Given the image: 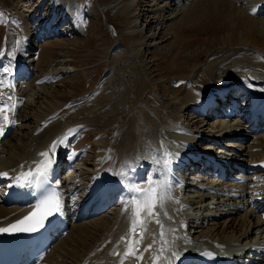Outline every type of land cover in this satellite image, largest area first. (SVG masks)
Returning a JSON list of instances; mask_svg holds the SVG:
<instances>
[{"label":"bare ground","instance_id":"6f19581e","mask_svg":"<svg viewBox=\"0 0 264 264\" xmlns=\"http://www.w3.org/2000/svg\"><path fill=\"white\" fill-rule=\"evenodd\" d=\"M180 1L181 0L171 1V4L173 3V6L176 7V9L174 10L175 12H171L173 13L172 16L174 15V17H172L171 19L174 20V25L193 28V30L201 27L199 31L213 30L215 32H220L227 37L224 38L225 45H233V47L229 50H224L216 53L213 56V59L206 62L205 66L203 67L204 69L202 73L199 74V77H197V80L187 83V90L181 98L182 108L186 110V112L192 114V119L201 117L203 119H201L200 121H202L212 119L214 115L215 118H217V109H215V107H211V109L209 110H199L201 107H208L209 104H215L216 102L212 98V103L211 101H208V103H203L204 94H210V96H218L221 91H226L227 97L231 95L234 98L236 97L235 95L240 91L245 90L244 93L247 94V97H250L252 99V103L255 106L257 105V110L259 111L260 109V112L263 111L264 108L258 106V103L260 104L261 101H259V98H261L262 104H264V62L259 61L255 54H251L247 52L248 50H245L253 46L249 44V41H247V35H249L252 29H254V31L256 32L264 33V21L255 19L252 16L253 13L257 14L258 12H260V10L264 9L263 1L257 3V9L251 8L250 10L245 9L242 4H238V6L237 3H235V0ZM1 7L3 8V10H7L8 8L12 7V5L8 0H5L3 2V6ZM21 8L13 9L18 12L19 9L21 10ZM27 8L31 7L29 6ZM72 8L73 6H70L68 2V10L65 11L66 13L64 12V14L66 15L64 16L65 18L62 24L68 23L69 17L67 16L68 13L70 14L71 12H73ZM41 9L42 7L33 6L31 12L34 13V15H40ZM59 9L60 8L57 9L56 7L54 10L52 9V11H49V9L45 12L44 17H48L49 19L55 17L56 19V16L59 13ZM166 9L167 4L164 8L161 9V11L163 12V10ZM255 10L256 12H254ZM7 12L11 17L12 25L10 27H12V33H25V36H27V39H29L30 33L26 29H23L24 25L18 24V16H16L9 10H7ZM255 20H257L256 23H254ZM24 23H26L25 19ZM160 23H162V21ZM82 30L85 31L83 25ZM191 41L193 44L195 43L194 40ZM16 43L17 40L14 39V37H10L9 42L6 45L5 56H7V58H10L11 62L9 64L10 68L8 67V73H3L0 75V80H2L3 83L1 85L0 91H7V88H9L11 92H13L12 86H14V83H18V80H20L22 76L27 77L30 75L24 73V67H22V65H16L12 60L14 56H16V58L20 57L22 55L20 53V50L23 47L26 48L24 42L20 40L19 43L22 45L20 50L15 49L14 45ZM31 50V48H28V50H26V53L31 52L28 53V57L36 55L35 53H32ZM209 53H212V51H210ZM52 55L53 52H51V49L45 47V49L41 50L40 54H38V62H44L48 59V57ZM191 55L192 56H189L188 64H190V61H194L197 64L198 62L204 63L203 60L208 56L207 50L199 51L197 53L193 52ZM130 78L131 77H129V79ZM134 79L135 80H129L130 88H128V90L127 88L125 90L122 89V93H118V96L104 98L103 101H101L103 107L99 111L97 110V113H95V110H88L92 109L90 108L92 107L90 106L91 102H89L87 104L85 103L86 105L78 111H73L72 114L71 112H68L58 121H52L49 125L45 126L41 133L39 132L36 136L33 137L32 145L29 149H24L23 147L20 148L19 146H15L14 149H11V152L14 151V154L10 153L9 159L2 158V148L9 147L8 145L6 146L4 139H6L10 135L9 133L11 128L16 127L15 124L12 126V123L9 122L11 121V118L13 116V108L15 104L17 107L15 99L16 95H19L21 93L20 85H18L14 89V93L10 94L11 96L9 97H11L12 101H8L9 97L0 98V108H3L4 104L12 106L11 109L5 108L4 111L0 113V121H2V126L0 127V147H2L0 152V172L10 169H15L16 171V174H7L6 177L0 176V181L6 178V182H12V184H10L11 189H13L14 185H17V177L20 178L21 182L25 181V179L28 177L22 176L21 173H28L29 171H31V168L33 169V171H37L38 166L42 165L44 161H40L38 163L36 162V164L33 166L31 164V160L36 157L41 149L50 147L53 142H57L54 141V137L62 132L67 126H70L69 130V127L66 128L68 131L67 136H69L70 134L71 136L73 134L77 135V133H79L81 128L85 125L87 127L94 128L99 132H106V130L110 129L112 131L109 134L114 133L113 136L115 135L113 140L110 141L112 142V148H110L111 153L109 155L102 153L104 156H101L102 160L100 162V168L97 167L100 170L97 174L99 181H102L104 177H106L107 179L105 182L102 181V185H96L100 188L103 186V189L98 192L99 194H101V199L103 198V201H101L103 206L100 207V209H98L96 212L94 211V214H101L114 203H118L116 208L110 212V215L108 214L109 216H106L105 220H95L99 222L98 224H108L109 232L105 231V236L104 234V237L102 236L103 238L90 245L88 243L89 241L87 242L88 239L86 240V235L88 232V228H86L87 224H84L83 226L76 225L77 222L86 219V215H81L79 218H76L77 220H75V208L72 205L71 206L73 208L67 206L66 196L64 192H57L55 197H58L60 200L62 199L64 201V214L62 218H59V220L65 225V227L69 225V232L65 237H60L58 233L60 231V228H58L57 226H53L49 235L50 241L52 240L51 244L55 241L59 242H55L52 245L51 250L46 253L45 258L37 264H48V261L54 258V260L58 261L59 257H57L55 253H58L61 256L60 260L61 258L62 260H65V256L61 251L67 252L66 247H70L71 250L76 251L74 249H76L77 247L87 248L88 246V250L84 255L82 254L84 258H82L83 260L81 261V263L79 262V264H164L162 262V255L164 250H167L169 247L157 245L156 248L152 250L151 255L146 253L148 251L146 249V244H148L146 241V237L147 235L149 236V238L152 236L150 232L156 233L153 225H156L158 223L159 225L162 224L163 227V222L166 217L164 208H166L168 212H171L173 214L171 216L173 219L172 226L174 228L172 234V250H179L178 253L181 254L183 251L186 254V257L184 256V259L181 260V262H179L178 264H199V255L209 258L213 254L216 253L218 255L221 254V252L230 253L229 255H227V257H225V259L222 260V262H227L228 264H264V249H262L261 251L259 250L260 248H262L261 245L264 241V177H262L263 175H260L262 174V172H264V160L261 161V159H264V150H256L255 148L258 146L264 147V133L260 135V133L264 131V126H262L261 128L260 126L258 127L257 125H252L251 122L248 123L246 120H240V122L237 123L235 122L236 125L234 126L233 120L237 119L239 111L236 110L237 108H235L234 106H231L229 110H227L228 112H226V115H223V117L227 121H219L220 119H218L217 125L215 124L218 134L217 136H215V138L212 137L210 140L209 138L207 139L204 137L191 138L190 136L186 135L187 133L185 132V126L181 124L180 119H177L176 117L172 119L168 118L170 112L165 111V106L162 103L153 100V98L151 97V102L143 99L141 93V91H143L141 89L143 85L141 83V80L137 76ZM24 80H26V78L22 79V81ZM40 81L46 84V81ZM196 84L201 86V89L199 88L200 90H195ZM176 89L177 88L173 89V94L177 92ZM215 92H217V94ZM254 95H259L257 100L254 99ZM220 96H223V93L220 94ZM147 103L152 104L153 107L148 106ZM140 104H145V107H147V109L145 107H140ZM226 104H224V106H226ZM105 107H108V110L104 111ZM84 108L87 110L84 113L80 114V112H82ZM173 108L171 109L173 110ZM162 111H165L166 114H164ZM18 113L19 112L17 110L14 115ZM195 114H197L196 117H194ZM5 115L8 117L7 120L3 118ZM81 115L83 117L84 115H86V117L81 119ZM249 116L251 117V114ZM170 122H172V124H170ZM190 122H192V120ZM13 123H15V121H13ZM203 126L199 125V123L196 122V124H194L192 128L194 127L195 130L197 129L198 131H200L203 130ZM171 127H173L174 129L180 128V130L178 131H184L186 133L185 136L180 138L179 134L181 132L173 131L171 130ZM106 133H108V131ZM248 134L255 137V139H258V144L252 146V149L250 148L251 150L248 156L242 157V155H235V157H233V159L231 160L234 163L228 164V159H225V162H222V160H220L218 163V159H216V157L219 155L217 154V152L213 153L211 149H207V146L209 145H214L216 144V142L218 144V141H224L222 139H238L239 141L242 138L243 140L248 139ZM257 134L259 135L256 136ZM108 136H106V142ZM59 142L61 143L56 149V155L54 157L53 163L54 170H57L56 175H51L53 169L51 171H49L50 169H41L42 171L45 170L46 174L45 178L43 179V182L47 188L46 193L44 194L45 199L53 198V189L57 188L48 183V180H50L51 177L54 176V179L52 181L56 179L59 180L58 188H60V190L61 187L64 186V179H62L61 177L62 166L64 165L61 163H63V161L67 157L63 155H65L66 153V151L64 150L67 147L69 148V146H65L63 144L66 142L65 137L61 138ZM231 143L236 142L231 140L229 143L223 144L226 145L225 149L228 150V156H234V154H232L233 149L231 148L233 147V145ZM176 145L177 149L182 150V152L178 153L180 158H177L176 163L173 164V162H171V154L173 150H176ZM196 147H201V149L204 150L207 149L206 153L210 155L211 160H214L215 162L213 163L208 159H206L205 162L199 161V159H204V155L196 153V151H194V148ZM138 148H144L145 154L140 153V155H145V159L147 160L146 163L145 161L143 162V165L146 164L148 166L147 170L144 171V178H148L150 174L149 171H154V169H157L155 175L151 180L160 184L163 171L161 167L168 165L169 171L172 170L170 179L175 181L176 178L180 181V184H174L173 182L170 184V192L173 193V199L168 200L167 204L164 207H161L162 203L161 205L159 203L157 212H154L156 210V208L154 207L144 208L140 204V201L143 200V196L141 193H139L140 188L137 184L143 183L144 180L142 181V179H140L142 172L139 171V167L142 163H139L137 159ZM101 150H104L105 152V149L103 147ZM69 151L70 150H68L67 152ZM146 151H149V153H147ZM15 154H19V158H15ZM108 156H112V159H109ZM105 158L107 159L105 160ZM71 161L72 160L70 159V162ZM165 161H169L170 163H165ZM22 164L23 169L18 170L17 172L16 169H18ZM194 164L198 166L200 165L199 167L206 164L204 166V170L206 172H209L210 175L213 173L214 174L213 176H209L206 179H204L205 177L201 178L202 180H199L200 177L195 178L196 180H199L197 181V184L201 187V190L207 193L199 194L200 196H198L197 199L194 198L195 201H189V199H185L188 196L186 192L190 191L189 189L192 187V184L188 183L185 191L182 193V189L186 183L185 181L180 180V176L178 175L180 174L179 172L186 171L191 167V165ZM249 166H252V168H250ZM97 168L95 170H98ZM230 173L232 174L229 176ZM257 174H259L258 177L256 176ZM205 175L208 176V174H204V176ZM9 176L11 177L9 178ZM227 176L230 177L229 180L226 182H221V179H226ZM260 176L262 178H260ZM240 180L244 182L247 181L246 185H248V183L250 182V185H248L249 187H243L240 184L236 183L240 182ZM205 183L206 185H204ZM196 186L195 188L198 189L199 187ZM95 189L97 190L96 187ZM95 189L93 192H88L87 194H85L86 199L83 198V206L81 205L82 207L80 208L79 212L82 211L86 201L92 198L93 194L96 192ZM234 192L235 194L238 193L239 197H235V194H232ZM98 193H96L97 196L99 195ZM118 193H121V195L119 194L120 196L116 198ZM137 193H139L138 196ZM256 195L262 196V198L260 199L262 203L256 201V199L252 197ZM114 197L116 200H114ZM155 197L157 201L160 200L159 195L156 192ZM216 197L218 203H215V206L211 201H213ZM237 198H247L248 201L245 202V200H243L242 203L239 202L240 204L236 205V210H225L226 208L234 206L227 201H233L234 203L236 202ZM97 200H99V198H97ZM92 201H94V199ZM126 202H131V204ZM104 203L108 204L106 210L104 208ZM37 204H39V198H32L30 194L25 193L22 196L7 194V197L0 203V229L10 228V225L17 224L18 221L24 220V218L31 211L36 210L33 206ZM192 206H195L196 209L193 212L188 211L192 208ZM198 207L204 212H211L212 210L214 211V209L218 208L216 209L217 214L215 218H212L213 216L211 217L210 215H208V213L204 214V212L199 215L200 212L198 210ZM134 208L136 210L135 216L133 215ZM221 211L225 213L220 214ZM54 214L59 215V213L57 212H53L51 215ZM240 214H243V216H241ZM51 215L45 216L43 219ZM238 216L240 218H238ZM134 220L135 226H133ZM222 220L224 221L221 222ZM209 221L215 222L212 225L213 227L215 226L214 228H212V226L211 228H208L209 224L207 222ZM72 222H74L75 224L73 225L70 232ZM204 225L208 226L206 227L208 231L199 232L198 230H200V228H202ZM250 230H252L251 233ZM62 231H64V229ZM234 232L236 233L234 234ZM57 233L59 236L57 235ZM196 234H198L199 237H194ZM94 237L96 236L94 235ZM170 237L171 233H168L167 241H170ZM150 240L151 242L156 243L155 236H152ZM250 243H254L253 246L247 245ZM230 245H235L234 248L238 247L237 245H239V247L242 245H247L250 247H248L246 250H244V247L241 249L237 248L239 251L233 249L236 252L229 251V249L228 251L224 249L226 247L228 248V246ZM219 247H221L220 251L217 250V248ZM129 252H131L132 254L126 255V253Z\"/></svg>","mask_w":264,"mask_h":264},{"label":"rangeland","instance_id":"374dc122","mask_svg":"<svg viewBox=\"0 0 264 264\" xmlns=\"http://www.w3.org/2000/svg\"><path fill=\"white\" fill-rule=\"evenodd\" d=\"M4 1L5 0L0 1V66L2 65L7 67V65L11 62L10 58H7V56L3 58V52L5 53V48L10 37H14L17 41L22 40L26 45V48L23 47L20 50L22 55L18 58L14 56V58L18 60V63L22 65V67H24V73L30 75L27 77L22 76L21 78H26V80L22 81L20 78L18 83H14V86H12L13 92H11L9 88H7V91H0V98H7L11 96V93H14V89L18 85L21 87V93L19 95L17 94L18 96L16 95L15 99L18 107H16L15 110H18L19 112L18 114L13 115V117L16 116L13 118L16 127L13 128L15 130H12V134L4 139L5 141L3 140L6 146L8 145L9 147H0V152L2 148L3 153L1 155L3 156L2 158L9 159L10 153L14 154V151L11 152V149H14L15 146L29 149L32 145L33 137L39 132L41 133L46 125H49L52 121H58L68 112H71L72 114L73 111H78L89 102H91L90 106L92 107L90 108L92 109L88 110H95V113H97L103 107L101 101H103L104 98L116 97L118 96V93H122V89L125 90L127 88L128 90V88H130L129 80H135L134 78H136V76L141 80L143 85L141 87L143 90L141 91L143 99L151 102V98H153V100L162 103L165 106V111L170 112V117L168 116V118L172 119L176 117L177 119H180L181 124L185 126V132L191 138L204 137L207 139L209 138V140L212 137L215 138V136L218 135L216 128L218 119H220L219 121H227L223 115L218 114H216L217 118H215L214 115L212 119L202 121H200L203 119L201 117L192 119V114L186 112V110L182 108L181 98L187 90V83L197 80V77H199V74L202 73L206 62L213 59V56L216 53L231 49L233 45H225L224 38L227 37L220 32H215L213 30L199 31L201 27L193 30V28L174 25V20L171 19L174 17L172 14L175 12L174 10L176 7L173 6V3L171 4L172 0H66L67 3L69 2L70 6H73V12L70 13L71 15L68 18V23L66 24H62L65 18L64 16L66 15L64 12L58 13L56 19L55 17L50 19L48 17H44L46 11L49 9V11L55 9L53 7L57 5L56 2L58 1L53 4L51 2L52 0H8L12 7L7 10L18 16V24L24 25L23 29H26L30 33L29 39H27L25 33H12V27H10L12 25L11 17L7 10H3L1 7L3 6ZM262 1L264 3V0H235V3H237V5L242 4L245 9L250 10L251 8L257 9V3ZM50 2L53 4V7ZM180 2H182V0ZM166 4L168 10L166 9L162 12L161 9L164 8ZM29 6L31 8H27ZM33 6L42 7L40 15H34V13L31 12ZM13 8H21V10L19 9L17 12ZM254 12H256V10ZM252 16L255 19L264 21V9L260 10L257 14L253 13ZM103 17L106 18L107 24H109L112 29L104 27ZM24 19L26 23H24ZM161 21L163 24L160 23ZM256 22L257 20L254 21V23ZM82 25L84 26L85 31L82 30ZM247 37V41H249V44L253 46L245 50H248L247 52L251 54H255L259 61L264 62V33L256 32L252 29ZM190 39L194 40L195 43L193 44ZM16 45L17 43L14 45V48ZM45 47L50 48L53 55L48 57V59L44 62L39 63L38 54H40L41 50L45 49ZM28 48H31L32 53H35L36 55L28 57V53H31H26ZM203 50H207L208 55L203 60L204 63L198 62L197 64L194 61H190V64H188L189 56H192L191 54L193 52L197 53ZM210 51H212V53H209ZM1 74L3 73H0V75ZM129 77L132 79H129ZM40 80L46 81V84L42 83ZM200 87L201 86L196 84L195 90H200ZM174 88H177V92L173 94L172 91ZM244 92L245 90L240 91L234 98L230 95L226 104L228 108L226 109V106L224 107L225 111L228 112L227 110L231 107L230 105H232L233 99L238 100L237 109L239 110V115L237 119L233 120L234 126L242 119L243 113L240 108L249 106V102H252V99L247 97V94ZM8 101L12 100L8 99ZM147 105L153 107L152 104L147 103ZM140 107H145V104H142ZM145 108L147 109V107ZM171 108H173V110ZM86 110L87 109L84 108L80 114L84 113ZM105 110H108V107H105L104 111ZM16 111L13 110V114H15ZM165 111L162 112L166 114ZM196 116L197 114L194 115V117ZM85 117L86 115H84V117L81 115V119ZM191 120L192 122H190ZM1 122L2 121H0V127L2 126ZM196 122L199 123V125H204L202 127L203 130L198 131L197 129L195 130L194 127L192 128ZM67 127H69V130L70 126ZM66 128L54 137V141H59L61 138L65 137L66 142L62 143L65 146H69V148L67 147L64 150L66 153L63 155L67 157L63 161L64 166H62L61 177L64 179V186L61 187V191L64 192L66 196L67 206L75 208L76 215H74V219L77 220L76 218L81 216V212H79V210L83 206V198H85V194L93 192L96 187L97 190L95 189L96 192L93 194V196H95L96 193L103 189V186L101 188L97 186L102 185V181L105 182L107 178L104 177L103 180L101 179L102 181H99L97 174L100 170L98 168H100L99 166L102 157L104 156L103 154L109 155L111 153L110 148H112V142L110 141L113 140L115 135L113 136L114 133L109 134L112 131L110 129L106 130L108 133L105 131L104 133L96 131L94 128L87 127L85 125L81 128L77 135L73 134L71 136L70 134L67 136L68 131ZM263 133L264 131L260 133V135ZM258 135L259 134L256 136ZM106 136H108L107 142ZM247 138L248 139L244 140L242 138L240 141L238 139H222L224 141H218V144L216 142L214 145H209L207 146V149H211V151L216 150L219 155L216 157V159H218V163L220 160L225 162V159L229 160L227 161L228 164L234 163L233 161L231 162V160L235 157V155H242V157L248 156L250 150L252 149L251 147L258 144V139H255L252 135L248 134ZM231 140L236 142L231 143L233 145L231 149H233L232 154H234V156H228V150L225 149L226 145H223L224 143H229ZM102 147L105 149V152L104 150H101ZM255 148L256 150H264V147L261 146ZM68 150L70 151L67 152ZM199 150L202 151L204 149H201V147L194 148L196 153L200 152ZM19 156V154L14 155L15 158H19ZM108 158L112 159V156H108ZM70 159L72 160L71 162ZM106 159L107 158H105V160ZM262 160L264 159H261V161ZM195 166L196 164L191 165L189 169L179 172L181 175H178L180 176V180H183L186 183L182 189V193L185 191L188 183L192 184V187L189 189L191 192H186L188 196L185 199H189V201H195V199L200 196L199 194L207 193L201 190L197 181L202 180L201 178L204 177V179H206L214 174L210 175V173L206 172L203 168H200L197 165L198 168H200L197 169ZM96 168L98 170H95ZM250 168H252V166ZM22 169L23 164L16 170L18 172V170ZM3 172L8 175L16 173L15 169L2 171L0 173ZM204 174H208V176H204ZM259 174L256 176L258 177ZM260 175H263L262 177H264V172ZM261 176L260 178H262ZM10 177L11 176H9V178ZM197 177H200V179L196 180L195 178ZM228 180L229 178L227 179L226 177V179H221V182H226ZM57 182L58 181L55 180L54 184ZM3 183L7 184L6 178L2 179L0 182V203L6 198V194L9 189L5 188ZM9 183L12 184V182ZM206 183L204 185H206ZM196 185L199 187L198 189L195 188ZM248 185H250V182ZM248 185H244L243 187H249ZM119 194L121 195V193H118L116 198L120 196ZM232 194H235V192ZM98 196L94 199V202L96 203L95 206H100L102 203L101 198L98 200V203L96 202V199L99 198ZM235 197H239V194L236 193ZM252 197L256 199V201L262 203L260 200L262 198L261 195ZM114 200H116L115 197ZM243 200H245V202L248 201L247 198H237L234 203L233 201H227L234 206L226 208L225 210H236V205L242 203ZM211 202L214 205L215 203H218L217 197ZM107 205L108 204H106V206ZM117 205L118 203L116 202L108 209L106 207L105 210H107L101 214H94V211L91 213V209L94 205H92V207L87 211L84 210L82 212L83 215H86V219L77 222L76 225L83 226L84 224H87L86 228H88V232L86 235L87 237H85L86 240L88 239L87 242L89 241L88 243L90 245L103 238L105 236V231L109 232L108 224L101 223V225L95 220H105L106 216L108 217L110 212L115 209ZM102 206L103 204L100 207ZM192 207H194V209L191 208L190 212H193L196 209L195 206ZM216 209L211 212H204L198 207L200 212L198 213L199 215L203 212L204 214L208 213L211 217L213 216L212 218H215L217 214ZM223 213L225 212H220V214ZM240 215L243 216V214ZM238 218L240 217L238 216ZM223 221L224 220L221 222ZM209 222H207L209 227L204 225L202 227L203 229L200 228L198 231H208L206 227L211 228V226L215 223L213 221ZM74 224V222L71 223L70 232ZM214 227L212 226V228ZM251 231L252 230H250V233ZM235 233L236 232H234V234ZM198 234L194 237H199ZM94 235L96 237H94ZM58 242L59 241L56 243ZM263 243L261 245L262 248L259 249L260 251L264 249ZM253 244L254 243H250L247 245L253 246ZM247 245H242L240 247L237 245L238 247L235 248V245H230L228 248L226 247L224 249L236 252L238 249L243 247L244 250H246L250 247ZM88 247H77L74 249L76 251L71 250L70 247H66L67 252L61 251L65 256V260H62V258L60 260L61 256L58 253H55L56 256L59 257L58 261L54 260L55 258L50 259L48 264H79V262L81 263L83 260V255L88 250ZM220 248L221 247L217 248V250L220 251ZM233 249H236V251Z\"/></svg>","mask_w":264,"mask_h":264},{"label":"snow or ice","instance_id":"6c2138e0","mask_svg":"<svg viewBox=\"0 0 264 264\" xmlns=\"http://www.w3.org/2000/svg\"><path fill=\"white\" fill-rule=\"evenodd\" d=\"M8 68L0 66V73H7ZM0 84H2V80H0ZM11 99V97H9ZM5 108L11 109V105L4 104L3 108H0V113L4 111ZM5 120L8 119V117L5 115L3 117ZM61 142H53L52 145H50L49 150L46 152H41L40 155L43 157H47V159L42 163V165L38 166L37 171L35 174H33L31 171L28 173H21L22 176H28V177H35L42 175L41 169H50L52 164L54 163V157L56 155V149L58 145ZM165 163H170L169 161H165ZM0 176L6 177L7 173H0ZM17 185L18 187H26L32 183L31 179H26L25 181L21 182L20 178L17 177ZM156 202V197H155V189L154 188H149L148 191L144 194V199L140 201V204L144 208H152L155 206ZM131 204V202H126ZM36 211L31 213L30 216H26L24 220L18 221L17 224L10 225L9 229H0V232H7L9 230H14V231H31L34 229L31 228H22L20 225H23L26 221L32 219L33 217H36L38 214L40 216V219L37 221V226L40 225L42 222L43 218L45 216L51 215L53 212H58L60 210V204H59V198H48L43 201H41L39 204L33 206ZM133 215H136V210L135 208L133 209ZM133 226H135V220L133 221ZM132 253H126V255H131ZM173 255H176L175 253Z\"/></svg>","mask_w":264,"mask_h":264},{"label":"water","instance_id":"95a60500","mask_svg":"<svg viewBox=\"0 0 264 264\" xmlns=\"http://www.w3.org/2000/svg\"><path fill=\"white\" fill-rule=\"evenodd\" d=\"M103 24H104V27H106L107 29H112L111 26L107 24L105 17H103Z\"/></svg>","mask_w":264,"mask_h":264}]
</instances>
